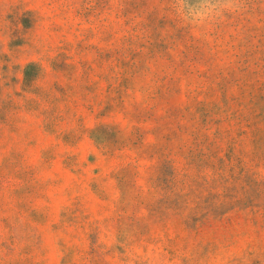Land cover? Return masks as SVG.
<instances>
[{
	"label": "rangeland",
	"instance_id": "374dc122",
	"mask_svg": "<svg viewBox=\"0 0 264 264\" xmlns=\"http://www.w3.org/2000/svg\"><path fill=\"white\" fill-rule=\"evenodd\" d=\"M0 0V264H264V0Z\"/></svg>",
	"mask_w": 264,
	"mask_h": 264
},
{
	"label": "clouds",
	"instance_id": "9594fccd",
	"mask_svg": "<svg viewBox=\"0 0 264 264\" xmlns=\"http://www.w3.org/2000/svg\"><path fill=\"white\" fill-rule=\"evenodd\" d=\"M178 11L182 18L193 25H205L222 17L236 6V0H179Z\"/></svg>",
	"mask_w": 264,
	"mask_h": 264
}]
</instances>
